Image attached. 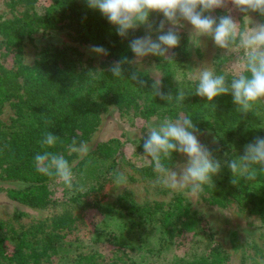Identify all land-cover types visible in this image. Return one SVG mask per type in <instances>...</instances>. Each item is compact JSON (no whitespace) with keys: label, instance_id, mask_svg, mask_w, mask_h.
<instances>
[{"label":"rangeland","instance_id":"1","mask_svg":"<svg viewBox=\"0 0 264 264\" xmlns=\"http://www.w3.org/2000/svg\"><path fill=\"white\" fill-rule=\"evenodd\" d=\"M60 0H0V62L10 66L14 61L13 45L1 32L3 22L21 18L44 17L54 2ZM71 5V3H70ZM225 14H211L217 19L231 15L243 26L247 15L251 25L264 23L259 13L240 12L229 4ZM68 10V9H67ZM162 13H152V38L160 34L156 25L163 20ZM67 17L56 26H42L33 21L35 30L21 37V62L34 67L44 57L48 47L60 50L76 49L83 65L96 69L98 74L110 72L115 59L108 54L98 56L90 51L93 44L83 41ZM178 29L180 44L170 51L172 59L165 61L156 56L145 57L141 64L132 65L133 71L153 83L161 80V90L172 84L183 90V84L192 83V91H186L188 100L194 99L196 69L212 67L216 74L232 78V64L243 55L242 50L229 51L218 48L213 39L200 37V46L190 41L192 26L187 21ZM111 24V23H109ZM112 25V24H111ZM168 24L165 22V31ZM137 37L147 33L145 27L133 30ZM175 69L170 77L169 71ZM247 74V73H245ZM179 90V91H180ZM184 91V90H183ZM175 97L177 94H172ZM196 96V95H195ZM198 96V95H197ZM200 97V96H198ZM229 99L231 94L226 95ZM159 99V102H162ZM177 112L162 108L151 115L144 113L145 97H139L128 107L109 103L99 114L87 137L90 151L83 157L72 155L69 163L74 174V188L68 189L62 181L50 178L45 182L54 203L25 201L13 197L14 191L25 190L38 182L3 178L0 175V233L21 235L22 240L37 243L35 252L41 251L35 262L28 256L31 248L24 246L27 262L16 251L17 259L0 256V264H261L264 262V219L251 213L228 198L224 204L213 199L212 182L204 185L196 195L188 189L173 190L156 183L150 158L144 156L143 141L147 138L149 125L158 124L164 118L173 121L187 117L182 103L175 99L169 103ZM264 107V101H260ZM0 122H10L14 116L11 101L0 107ZM199 141L206 145L213 157L221 162L222 169L231 159L230 152L220 145L219 134L212 129L196 132ZM187 157L174 153L163 163L179 171L178 164ZM264 170V167H263ZM120 172L127 183L114 185V173ZM1 174V168H0ZM215 177V176H214ZM213 177V178H214ZM212 178V179H213ZM83 186V191H80ZM141 208V216L130 215L124 203ZM140 226L130 229L133 221ZM25 242V243H26ZM14 240L7 242L9 253L13 252Z\"/></svg>","mask_w":264,"mask_h":264},{"label":"trees","instance_id":"2","mask_svg":"<svg viewBox=\"0 0 264 264\" xmlns=\"http://www.w3.org/2000/svg\"><path fill=\"white\" fill-rule=\"evenodd\" d=\"M71 3V5H70ZM68 9V10H67ZM229 6L218 8L211 14H225ZM69 17L71 25L80 38L90 44L106 48L109 54L118 61L124 57L134 58L129 43L137 35L130 32L125 38L116 33V27L99 10L90 9L86 0H60L50 6L44 17L21 18L16 21L3 22L1 32L13 45L14 61L7 66L0 62V107L6 101H11L14 116L10 122H0V168L1 177L24 181L40 182L25 190L14 191L13 197L25 201H47L54 203L50 190L45 182L50 177L39 173L34 167V157L37 153L50 151L65 156L70 160L68 145L72 139L81 141L87 137L99 114L109 103L119 107H128L139 97H145L144 113L151 116L160 108L173 113L176 109L164 105V100L153 93V82L139 75L141 84L131 79L132 65H122L123 75L119 78L112 72L98 74L96 69L83 65L76 49L60 50L48 47L38 65L28 67L21 62L20 42L25 33L31 34L33 21H39L42 26H56ZM175 69L169 71L170 77ZM230 80V79H229ZM165 94H178L180 88L172 84L170 79ZM184 92L192 91V83L183 84ZM182 107L187 117H190L198 129L215 130L219 134L220 145L230 152L231 159L243 155L244 146L256 137H264V107L258 102L249 113L237 110L233 98L226 95L208 102L206 98L194 95V99L185 100ZM1 109V108H0ZM45 132H53L59 137L52 146H42ZM233 174L227 165L213 178V199L219 204L231 198L239 206L249 208L251 213L264 219V170L257 168V179L250 181L241 177L239 184H233ZM124 208L130 215L141 216V208L135 204L124 203ZM141 221H133L130 229L140 226ZM14 240L12 253L8 252L7 242ZM32 243L22 240L21 235H11V232L0 233V256L17 259L16 251L22 256L21 263L27 262V254L22 251L26 245L31 248L28 256H34L37 262L41 251L35 252L37 241ZM26 242V243H25Z\"/></svg>","mask_w":264,"mask_h":264},{"label":"clouds","instance_id":"3","mask_svg":"<svg viewBox=\"0 0 264 264\" xmlns=\"http://www.w3.org/2000/svg\"><path fill=\"white\" fill-rule=\"evenodd\" d=\"M86 3L90 9L99 10L116 27V33L121 38L127 37L140 26L145 27L147 34L133 38L129 43L134 58L130 60L124 57L112 63L110 70L114 77L124 76L122 65L141 64L148 56L170 61V51L180 44L178 29L184 26L181 21H187L192 26L189 38L195 46H200V37L208 36L220 49L243 51V55L232 64L233 75L230 80L226 74H216L212 67L196 69L194 94L206 98L208 102L231 94L233 103L238 106L237 110L242 113L251 112L256 103L264 101V23L250 26L251 20L245 15L242 26L231 15H223L218 19L211 15L216 9L231 4L242 13L254 12L264 16V0H86ZM152 13H162L164 18L155 27L160 33L155 40L151 35ZM165 22L168 24L166 31ZM90 51L98 56L109 54L100 45H92ZM131 79L146 83L140 80L136 71L132 72ZM152 89L156 96L169 103L174 99L177 103L185 100L183 90L175 97L170 93L165 94L161 90L159 78L155 79ZM197 131L190 117H181L175 121L164 118L158 124L149 125L143 149L144 156L150 158L153 170L157 173L156 183L173 190L188 189L196 195L221 172V162L199 141L195 134ZM58 139L53 132H45L41 144L52 147ZM67 147L70 153H77L81 157L91 150L87 142L75 138ZM174 153L187 157L186 163L177 165L179 171L163 163L171 159ZM226 165L233 174V184H239L241 177L255 181L258 166L264 167V137H256L247 143L243 155L227 160ZM34 167L39 173L62 181L68 189L74 188V174L64 155L50 151L37 153ZM126 183L123 173H114L115 186L120 187ZM79 190L83 191V186Z\"/></svg>","mask_w":264,"mask_h":264}]
</instances>
